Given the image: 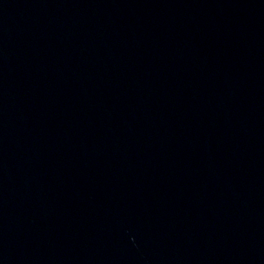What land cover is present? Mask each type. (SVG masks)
I'll return each instance as SVG.
<instances>
[{"label":"water","instance_id":"95a60500","mask_svg":"<svg viewBox=\"0 0 264 264\" xmlns=\"http://www.w3.org/2000/svg\"><path fill=\"white\" fill-rule=\"evenodd\" d=\"M0 264H264V0H0Z\"/></svg>","mask_w":264,"mask_h":264}]
</instances>
